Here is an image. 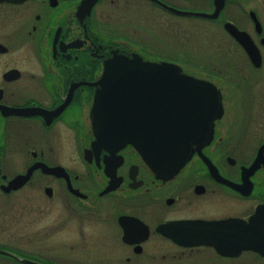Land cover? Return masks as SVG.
Instances as JSON below:
<instances>
[{
	"label": "flooded vegetation",
	"instance_id": "af4514ba",
	"mask_svg": "<svg viewBox=\"0 0 264 264\" xmlns=\"http://www.w3.org/2000/svg\"><path fill=\"white\" fill-rule=\"evenodd\" d=\"M141 27L180 48L200 28L210 54L230 61L212 125L205 83L183 85L171 115L192 152L171 174L121 145L136 128L148 138L158 108L151 92L135 104L97 95L104 62H168L180 85L181 74L225 73L147 55ZM0 195L40 206L0 244V264H264V0H0Z\"/></svg>",
	"mask_w": 264,
	"mask_h": 264
},
{
	"label": "water",
	"instance_id": "95a60500",
	"mask_svg": "<svg viewBox=\"0 0 264 264\" xmlns=\"http://www.w3.org/2000/svg\"><path fill=\"white\" fill-rule=\"evenodd\" d=\"M218 9L213 13H190L203 17L214 18L218 15ZM231 31L230 28H228ZM232 32V31H231ZM246 47V45H244ZM255 52L256 49L253 46ZM175 67L168 62L144 61L138 55L131 58L122 54H114L104 62L103 72L100 79L95 82L99 86L96 94L104 99L107 94L112 99L131 102L135 104L139 95L152 96L157 104L158 119L156 129H152L148 138L141 139L137 135L144 129L136 128L132 131L135 138L121 140V145L129 142L141 153L146 163L156 172L174 173L190 157L192 148L185 136V122L172 120L171 111L177 102L186 100V88L183 86L188 81L203 84L193 77L180 75L181 85L173 81V75L167 74V70ZM178 68V67H177ZM179 69V68H178ZM152 72L153 74H150ZM147 73V74H146ZM206 91L209 95L207 101L214 102L207 107L213 114L207 115V121L212 122L221 115V95L216 87L205 81ZM150 92L152 95H149ZM96 96V95H95ZM100 100L99 98H97ZM178 124L181 128H177ZM134 127V125H132ZM137 126L140 127L138 124ZM144 128L145 124L142 123ZM207 137L202 143H206L211 137V129H208ZM208 164L211 162L207 159ZM168 168V169H164ZM164 169V170H163ZM1 252V251H0ZM24 261H28L23 259Z\"/></svg>",
	"mask_w": 264,
	"mask_h": 264
},
{
	"label": "rangeland",
	"instance_id": "374dc122",
	"mask_svg": "<svg viewBox=\"0 0 264 264\" xmlns=\"http://www.w3.org/2000/svg\"><path fill=\"white\" fill-rule=\"evenodd\" d=\"M185 21L189 23L191 22V20ZM200 22V20H196V23ZM203 23H205V21H203ZM199 29L193 31L189 30L190 36H188V42L192 45L187 48H180L177 38L170 34L171 32L166 30L160 31L154 27H141L140 30L143 34V37H141V47L147 48V51H149L147 55H150L151 57L163 54L167 58L173 55L178 56L181 61L193 60L194 63L190 64L192 67L209 68L211 65H219L225 73V77L214 75L216 70L211 69L210 72L206 69L205 72L208 73V75L204 74L206 80H209L217 85H229L230 77L226 75L225 69L230 72V61L225 58L223 59V56L219 53L210 54L211 48L208 46L206 47V40L200 34L201 31ZM213 32L214 29L212 30V33ZM203 71L204 70H201V72ZM226 89L229 90L228 88ZM14 196L15 197L4 198V196L0 195V203L8 205L14 203L13 210L10 212H4L2 214L0 212V224L4 223L6 226V233L4 232V234H1L0 232V244H2V242L9 243L12 238L17 237L18 232H20L24 225V219L22 218L24 213L28 214L27 218L32 219L35 217L34 215H38L40 212V206L28 205L26 208L25 206L19 204L21 202L19 198H17V195ZM10 222H13V224L8 225ZM0 260L6 262L8 261V258L0 255Z\"/></svg>",
	"mask_w": 264,
	"mask_h": 264
}]
</instances>
